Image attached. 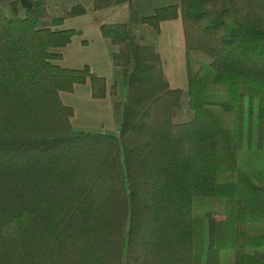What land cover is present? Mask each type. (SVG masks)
<instances>
[{
	"label": "trees",
	"instance_id": "trees-1",
	"mask_svg": "<svg viewBox=\"0 0 264 264\" xmlns=\"http://www.w3.org/2000/svg\"><path fill=\"white\" fill-rule=\"evenodd\" d=\"M122 2L128 20L100 26L117 130L77 129L60 92L89 83L102 99L107 85L53 62L76 34L63 24ZM12 3L26 13L0 11V264H264V183L241 164L262 152L264 168V0H179L145 16L132 0L60 14L51 0ZM178 17L186 90L147 39Z\"/></svg>",
	"mask_w": 264,
	"mask_h": 264
},
{
	"label": "crops",
	"instance_id": "crops-1",
	"mask_svg": "<svg viewBox=\"0 0 264 264\" xmlns=\"http://www.w3.org/2000/svg\"><path fill=\"white\" fill-rule=\"evenodd\" d=\"M132 2L141 16L151 14L160 6L179 4V0H132ZM128 18V2H122L69 18L63 24V28L74 29L76 34L68 45L54 50L60 53L61 57L53 62L68 68H81L87 65L92 72L103 76L107 85L108 94L102 99L91 97L89 83L76 85L72 92H60L61 101L74 110L71 124L77 129L109 133H115L117 130L118 121L112 110L109 89L119 74L116 76V71L111 65L109 46L100 34V26L104 23L126 22ZM152 39L163 62V71L169 85L173 88H187L188 54L181 18L162 21L158 36L155 40L153 37ZM89 45L91 48L84 50ZM168 68L171 70L173 82L167 74Z\"/></svg>",
	"mask_w": 264,
	"mask_h": 264
},
{
	"label": "rangeland",
	"instance_id": "rangeland-1",
	"mask_svg": "<svg viewBox=\"0 0 264 264\" xmlns=\"http://www.w3.org/2000/svg\"><path fill=\"white\" fill-rule=\"evenodd\" d=\"M14 1H19V0H0V11L7 15H17L19 17H23L25 15V7L23 6L22 3L14 4L12 2ZM82 2L84 4H88L89 0H51V4L53 8L51 7V10L54 14H60L64 12L66 9H68L72 4L74 3H79ZM148 41L151 42L152 37L147 38ZM155 40V37H154ZM77 41V39H76ZM91 48V45H89L87 48L84 50H88ZM198 58L192 57L189 63L191 64V69L193 70V73H196L197 67L200 65V59L197 60ZM203 59V58H202ZM168 76L172 79L171 81L173 82V76H171V70L170 68L166 69ZM211 70L210 68L206 67L198 76L201 79H207L208 76H210ZM178 79V78H177ZM181 89V88H180ZM182 90H186L182 89ZM117 93L119 94V98L124 97V91L122 86L118 85V91ZM211 97H216V96H211ZM218 98H223L221 96H217ZM216 97V98H217ZM188 113L187 106L184 105L182 106L181 110V116L182 118H186V115ZM220 115V114H219ZM262 160H263V154L262 152H254L250 156L245 157L244 159L241 160V164L243 165V169L248 175V177L256 182V183H264V168L262 166Z\"/></svg>",
	"mask_w": 264,
	"mask_h": 264
}]
</instances>
